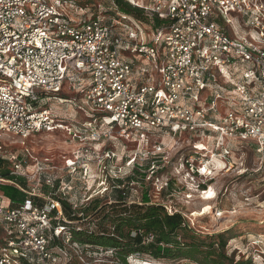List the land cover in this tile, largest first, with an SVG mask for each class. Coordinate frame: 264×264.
<instances>
[{
    "label": "built area",
    "instance_id": "built-area-1",
    "mask_svg": "<svg viewBox=\"0 0 264 264\" xmlns=\"http://www.w3.org/2000/svg\"><path fill=\"white\" fill-rule=\"evenodd\" d=\"M65 1L0 0V137L13 134L28 140L35 133L62 131L80 143L63 156L70 178L78 171L84 180L96 181L100 174L103 183L108 181V167L115 168L111 180L123 175L122 167L109 163L120 160L117 154L106 149L122 139L136 146L125 162L132 174L143 167L137 159L151 163L150 177L171 168L159 192L175 182L189 189L188 198L203 196L204 187L215 178V160L224 161L227 171L233 168L234 149L226 140L239 143L240 149L253 147L258 169L264 170V0H125L148 18L162 21L151 41L129 16L118 13L111 18L98 11L76 20L62 11ZM234 16L243 19L247 34L231 35L217 22L219 18L232 25ZM122 48L143 56L159 80L134 86L135 63L123 59ZM238 62L248 66L233 88H213L215 71ZM67 81L84 90L82 105L100 112L80 126L59 120L48 107L54 100L81 106L76 98L59 96ZM209 88L213 96L207 106H200ZM220 102L227 106L223 114ZM160 134H170V142L154 139L146 146ZM173 140L187 142L188 151L178 148L172 158L177 145ZM10 162L11 174L40 181L42 173L30 178L22 172L25 157ZM47 182L52 185L53 180ZM3 183L10 181L0 173ZM62 184L66 195L65 180ZM36 188L30 194L35 195ZM105 191L97 190L95 197ZM164 206L170 214L178 212L172 205ZM0 222L6 224L4 242L12 248L0 249V264H21L19 259H28L31 251L44 264H60L64 247L83 260L71 244L72 222L54 199L44 206L30 199L12 206L0 195ZM54 240L63 243L57 251L50 249Z\"/></svg>",
    "mask_w": 264,
    "mask_h": 264
},
{
    "label": "rangeland",
    "instance_id": "rangeland-1",
    "mask_svg": "<svg viewBox=\"0 0 264 264\" xmlns=\"http://www.w3.org/2000/svg\"><path fill=\"white\" fill-rule=\"evenodd\" d=\"M61 9L70 18H75L76 20L89 18L98 11H103L106 16L114 18V13L117 12L114 0H66L65 3L62 2ZM136 12L139 13L140 10H136ZM217 22L232 33L234 28L237 27L235 23L234 25H229L222 22L219 18ZM117 29L119 30V28ZM121 52L123 59L129 61L134 59V55H131L128 50L122 48ZM153 73H156L155 76H158L157 72L153 71ZM61 95L67 97L72 96L70 94H64L63 92ZM196 105L199 106V104ZM48 106L54 113L59 115L58 119L61 121H67L64 118H70V121H82L100 114V112L95 111L90 106L75 109L73 105L59 103L57 100L51 101ZM154 133L158 134L157 132ZM154 139H158V141L165 144L171 140L170 134H160V137L156 136L146 146L151 147L155 143ZM172 142L175 143L176 140ZM178 142H176L175 150H172L170 153L172 158L177 156L178 148H183V151H188L186 149L187 142ZM244 143L249 145L247 142ZM79 145L78 140H72L63 132L60 135L44 131L35 133L32 139L28 141L13 134H3L0 137V157L5 158L6 161H10L18 156L28 154L26 158L27 162L23 170L24 174L30 178L41 173L56 178H67L70 175L63 156H68ZM101 148L104 149L106 146H101ZM251 148L249 145L247 147L249 150L240 149L239 147L238 149L232 150V156L234 157L231 156L234 162L233 168L228 171L224 169L225 167L217 168L214 175L215 178L209 181L208 186L204 187L206 189L203 192V196L195 194L191 198L186 196L189 189H186L185 185H179L175 182L171 183L167 189L159 192L165 184L164 181L171 173V168H167L165 171L150 177L148 170L151 163L147 166L148 163L140 159L137 160L143 167L139 166L141 168L139 170V179L128 183V180L125 178L132 174V171L131 166H125L126 157L136 152V146L133 144L127 145L125 142H116L115 144H108L106 149H113L118 156L117 159H120L118 161L113 160L109 163L110 165L113 164L114 166L122 167L123 175H119H121L120 180H124L125 184L118 186L121 188H124V186L126 188L128 187L131 193L130 200L141 201L143 195L147 193L152 203L172 205L175 207L178 212L186 216L191 226H194L201 234H216L226 230L228 236H237L227 246L228 252L234 249L233 246H237L245 254L254 256L257 264H264V170L258 169L260 166L259 158L255 152L250 150ZM178 157H180L179 154ZM9 158L11 159L9 160ZM11 168L12 164H6L2 170L10 171ZM244 170L248 171L244 173ZM93 171L96 173V167L93 168ZM114 172L115 168L112 170L108 167L106 169L108 181L103 183L101 182L102 176L100 174L97 176L98 179L96 181L95 178L89 181L83 179L84 181H82L79 179L80 172L77 171L72 176V179L75 180L65 181L66 194L69 195L70 201L74 202L77 207L86 206L88 204L87 202H89L87 197H95L97 190L101 192L106 190L101 196H105V194L110 196L117 180H111ZM27 183L31 187L42 188V183H39L38 179L32 178ZM188 186L192 187V184H188ZM206 194L208 195L207 197H205ZM209 196H213L214 198L208 199ZM107 199H110V197ZM206 206H209V209L207 212H204ZM196 212L198 214H195ZM218 212H222L220 217L217 216ZM6 235L4 236L6 237ZM5 237L1 236L0 238V249L5 247L11 252L12 248L4 242ZM56 244L58 242L55 240ZM50 249L57 251L56 246L51 245ZM71 251H69L71 255L67 253L62 254L63 257L60 258L61 264H114L113 260L109 258L110 252L108 251L103 252L100 256H93L92 258L82 255L83 260L78 258L73 250ZM233 255L236 259L246 257L243 256V253L238 254L237 251ZM19 261L21 264H25L21 258ZM27 264H44V262L40 260L35 251H31L27 259ZM130 264L169 263L131 258Z\"/></svg>",
    "mask_w": 264,
    "mask_h": 264
},
{
    "label": "trees",
    "instance_id": "trees-1",
    "mask_svg": "<svg viewBox=\"0 0 264 264\" xmlns=\"http://www.w3.org/2000/svg\"><path fill=\"white\" fill-rule=\"evenodd\" d=\"M114 1L117 11L115 16L120 13L138 23L148 21L142 9L125 0ZM136 10L140 12L137 13ZM2 162L3 159L0 158V164H3ZM0 173L10 181L0 185V192L8 198L12 206L21 205L28 199L40 206H44L50 199L58 201L64 217L72 222L68 224L71 244L82 255L92 258L108 251L114 264H130L131 258L169 264H257L254 256L245 254L237 246H233L234 249L228 252L227 246L237 236H228L226 230L216 234H201L191 226L185 215L181 212L170 214L163 204L152 203L147 193L141 201L130 200L128 187H119L125 184L124 180H116L110 196H96L91 198L86 206L77 207L70 201L69 195H64L61 190L62 180H75L70 176L56 178L42 174L39 181L42 188L37 187L36 194L32 195V187L24 177L11 174L2 168ZM138 173L139 171L135 170L134 174L125 179L128 183L136 181L139 179ZM79 177L84 181L81 174ZM48 179L53 180L52 185L47 182ZM46 195L50 199H45ZM109 197L110 199H107ZM0 224L1 237L6 232V224ZM150 236H153L151 240ZM56 241L58 244L55 245L54 240L52 246H63L62 242ZM69 251L72 252L64 247L59 257H63L64 253L70 254ZM236 251L246 257L234 258ZM22 260L27 264V259Z\"/></svg>",
    "mask_w": 264,
    "mask_h": 264
},
{
    "label": "crops",
    "instance_id": "crops-1",
    "mask_svg": "<svg viewBox=\"0 0 264 264\" xmlns=\"http://www.w3.org/2000/svg\"><path fill=\"white\" fill-rule=\"evenodd\" d=\"M234 23L237 27L234 28V31L233 33L229 31V34H238L239 36L243 35V34H247V32L249 31L247 26L245 25L244 21L242 18L234 16ZM146 18L148 19V21L146 23H138L137 21H135L138 25H140L145 31H146V34H147V39L149 41H151L152 39V33L153 31L162 24V21H160L159 19H151V18H148L146 16ZM133 19V18H132ZM134 20V19H133ZM220 24V23H219ZM132 25V24H131ZM221 25V24H220ZM234 25V24H233ZM131 55H134V59L131 60L135 63V68H134V72H133V75L131 77V81L133 83L134 86H137L139 84H149V83H154V82H157L159 80V75L158 76H155L156 73H153V68L151 67V65L147 62V60L139 55V54H132L131 52H129ZM248 65L247 64H242L240 62H238L236 65L234 66H229L227 68H225L222 72L220 70H217L215 71V78L214 80H211L210 83L212 85L213 88H216V89H225V90H230L233 88V82H235L236 80H238V78L241 77L242 75V72L243 70L247 67ZM158 74V73H157ZM213 88H209L207 89L205 92H204V98L203 100L199 103L200 106H207L208 102H209V99L210 97L213 96ZM84 91V90H83ZM82 90H78L75 85L71 82H65L64 84V87L62 89V91L60 92L59 96L63 97V98H76L77 100H79L81 106L80 107H75V109H80V108H84L85 105H82V97L84 96V92ZM64 93V94H70L72 96H65V95H61V93ZM77 94V95H76ZM221 103V102H220ZM50 103H48L49 105ZM49 107V106H48ZM220 108H221V113L223 114L226 109H227V106L225 104H220ZM56 114V113H55ZM59 117V115H57ZM213 117H216L218 118L217 116H213ZM66 119L67 121H64L66 122L67 124L69 125H76V126H80L85 120H87L88 118L82 120V121H77V120H71L70 121V118H64ZM59 132V133H58ZM54 133H57L60 135V133L62 134V131H56ZM64 133V132H63ZM186 138V137H185ZM32 138L28 139V140H31ZM27 140V141H28ZM170 141V140H169ZM206 142V140H201L199 142ZM116 142H125L123 141L122 139H119ZM227 142V145H230L232 146L233 149H238L241 148L240 146H238L239 143L235 142V141H230V140H226ZM114 143V144H115ZM126 143V142H125ZM208 145L211 147L213 146V142L212 140H208ZM128 145V144H127ZM229 146V147H230ZM245 149H247V147H245ZM249 150V149H247ZM251 151L255 152L253 147L250 149ZM27 155L28 154H24V155H21V156H18L17 158H22V157H25L27 158ZM231 156H232V153H231ZM233 157V156H232ZM3 159V164L6 165V164H11L10 161H6L5 158L3 157H0ZM234 158V157H233ZM5 160V162H4ZM1 165V164H0ZM3 166V165H2ZM4 167V166H3ZM214 167L216 168H220V167H227L226 166V163L222 160H215L214 162ZM24 169V167H23ZM225 169V168H224ZM10 172V171H9ZM22 172L24 173V170H22ZM19 176H22L26 179V182L30 179H28L26 176H23V175H19ZM3 184H6V183H3ZM0 195L3 196V194L0 192ZM4 197V196H3ZM6 199V201L8 203H10V201L8 200V198L4 197ZM45 199H50L49 196H44ZM11 204V203H10Z\"/></svg>",
    "mask_w": 264,
    "mask_h": 264
},
{
    "label": "bare ground",
    "instance_id": "bare-ground-1",
    "mask_svg": "<svg viewBox=\"0 0 264 264\" xmlns=\"http://www.w3.org/2000/svg\"><path fill=\"white\" fill-rule=\"evenodd\" d=\"M214 196V195H213ZM213 196H209L208 199H212L214 198ZM209 209V206H206L205 209H204V212H207ZM195 214H198L197 212Z\"/></svg>",
    "mask_w": 264,
    "mask_h": 264
}]
</instances>
